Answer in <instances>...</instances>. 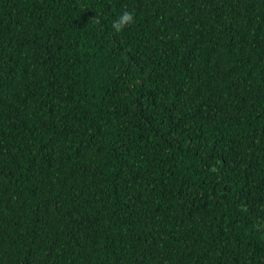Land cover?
<instances>
[{"label":"trees","instance_id":"16d2710c","mask_svg":"<svg viewBox=\"0 0 264 264\" xmlns=\"http://www.w3.org/2000/svg\"><path fill=\"white\" fill-rule=\"evenodd\" d=\"M0 264H264V0H0Z\"/></svg>","mask_w":264,"mask_h":264},{"label":"clouds","instance_id":"9594fccd","mask_svg":"<svg viewBox=\"0 0 264 264\" xmlns=\"http://www.w3.org/2000/svg\"><path fill=\"white\" fill-rule=\"evenodd\" d=\"M135 22L134 13L130 11H124L121 14H118L116 19L112 21V29L119 33L124 30L127 26L132 25Z\"/></svg>","mask_w":264,"mask_h":264}]
</instances>
